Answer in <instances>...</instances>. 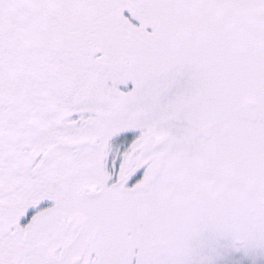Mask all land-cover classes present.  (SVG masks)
Masks as SVG:
<instances>
[{
  "label": "snow or ice",
  "instance_id": "obj_1",
  "mask_svg": "<svg viewBox=\"0 0 264 264\" xmlns=\"http://www.w3.org/2000/svg\"><path fill=\"white\" fill-rule=\"evenodd\" d=\"M0 264H264V0H0Z\"/></svg>",
  "mask_w": 264,
  "mask_h": 264
}]
</instances>
